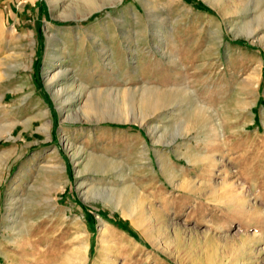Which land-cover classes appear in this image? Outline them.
<instances>
[{
    "label": "rangeland",
    "instance_id": "1",
    "mask_svg": "<svg viewBox=\"0 0 264 264\" xmlns=\"http://www.w3.org/2000/svg\"><path fill=\"white\" fill-rule=\"evenodd\" d=\"M96 1L0 0V264H264V0Z\"/></svg>",
    "mask_w": 264,
    "mask_h": 264
},
{
    "label": "bare ground",
    "instance_id": "2",
    "mask_svg": "<svg viewBox=\"0 0 264 264\" xmlns=\"http://www.w3.org/2000/svg\"><path fill=\"white\" fill-rule=\"evenodd\" d=\"M115 3L116 2H119V1H121V0H113ZM236 1V0H235ZM52 2H53V7H56V8H58L59 9V4H60V0H52ZM208 2L213 6V7H215V8H217L219 5H220V3L222 2V0H208ZM86 4H87V6L84 8V10H81L82 12H81V15H80V17H82V18H85V17H88L89 15H91L94 11H96L97 9H99V8H101L102 7V5L100 4V3H98V1H96V0H87V2H86ZM113 4V3H112ZM222 4V3H221ZM101 5V6H100ZM223 5V4H222ZM61 7V6H60ZM228 8V7H227ZM60 10H61V8H60ZM72 12V11H71ZM225 12V11H224ZM80 14V13H79ZM63 15H65V14H63ZM259 26V25H258ZM239 30H247V32L249 33V34H254L253 32V30L247 25V26H241L240 27V29ZM242 32H244V31H242ZM61 75V71L59 70V71H55V72H53V73H51V74H49L48 76H47V83L49 84V86H51L52 85V82L55 80V79H57V77H59ZM257 86V85H256ZM146 90V89H145ZM152 92V91H151ZM154 92V91H153ZM159 92V91H158ZM55 93V92H54ZM150 92H148V91H144V92H142V95H141V97H140V101H139V103H140V105H141V107H144V108H152V109H157V108H160V106L162 105V103H163V101L165 100V98H164V96H166V95H162V94H159V93H157L156 92V94H154V95H151V93L149 94ZM57 94V93H56ZM164 94V93H163ZM59 95V94H58ZM123 98V97H122ZM124 99H122V101H123ZM150 110V109H149ZM193 110V109H192ZM142 111V110H141ZM144 111V110H143ZM148 111V110H147ZM122 112H120V114H121ZM125 113V112H124ZM127 114H128V112H127ZM123 115V114H122ZM132 115V114H131ZM125 116V115H124ZM121 117V116H120ZM132 117V116H131ZM128 117H124L123 119H127ZM186 130H187V125L186 124H184V122H183V124L180 126V128L179 129H177V132H179V134L181 133V135H183V133H185L186 132ZM3 132V131H2ZM0 133H1V131H0ZM7 133H8V135H9V131H7ZM176 134H178V133H176ZM185 135H186V133H185ZM10 136V135H9ZM173 136V135H172ZM163 137V136H162ZM10 138H11V136H10ZM174 138H176V137H174ZM209 138H210V135H206V136H204L200 141H202V142H207L208 140H209ZM158 140V139H157ZM155 143V142H154ZM168 145V144H167ZM89 164V163H88ZM86 165V164H85ZM174 174V173H173ZM93 191V190H92ZM91 191V192H92ZM95 194V193H94ZM120 195V194H119ZM95 196V195H94ZM110 196V195H109ZM106 199H108V198H106ZM109 201H111V200H109ZM116 202V201H115ZM111 203H112V201H111ZM114 204V203H113ZM117 204V203H116ZM119 205V204H118ZM77 253V252H76Z\"/></svg>",
    "mask_w": 264,
    "mask_h": 264
}]
</instances>
